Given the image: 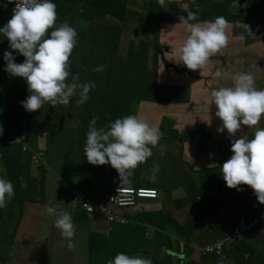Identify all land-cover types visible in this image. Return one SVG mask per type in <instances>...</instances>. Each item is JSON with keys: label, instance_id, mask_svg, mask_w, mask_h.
<instances>
[{"label": "crops", "instance_id": "crops-1", "mask_svg": "<svg viewBox=\"0 0 264 264\" xmlns=\"http://www.w3.org/2000/svg\"><path fill=\"white\" fill-rule=\"evenodd\" d=\"M67 1L73 2L72 0ZM96 1L97 5L91 6L87 16L80 14L61 16L57 19L56 25L58 27L67 23L77 31L78 36L82 35L83 38L89 36L90 40L91 38L93 40L90 43L89 39L84 38L89 42H84L86 43L85 48L76 45L72 54L78 58H70L68 83H72L73 76L79 75V83L85 77V72H83L85 68L80 64L84 62L81 58L85 57L86 53L88 55L87 68L93 70L92 66L94 65L106 66L107 71L101 72L98 76L97 88L90 90L89 98L83 105L86 103L108 104L115 102L120 96L127 97L129 95L127 88L133 86L134 83H129V81L126 83L127 78L131 73L139 70V65L140 69L144 68L143 60L140 64L135 63L134 53L138 50L142 52V45L146 38L150 41V67L154 68L155 57L159 53L168 56V67L166 65L161 69L159 67L160 83L165 82L169 86L179 87V91L175 90L172 95L182 96L183 101L181 104H177L174 101L175 98H166L168 102L165 101L166 99L154 103L144 102L137 117L148 122L149 125L157 127L162 133V137L159 144L152 148V156L146 163L133 170L126 182L121 181L117 171H112L113 168L110 164L97 166L84 159L73 163L65 170L62 169L63 165H52L51 169H39L37 174L31 175L33 162L32 159L27 158V163L23 165L24 171L20 170L21 174L15 175L12 168L7 165V159L14 149L8 143L5 135L4 137L0 136V143L9 144L7 149H1L4 159L0 161V178L10 180L15 188L14 198L8 202L6 208L0 209V264H29L28 259L37 264L41 262L40 254H43V249L47 248L44 237L48 231L46 228L44 235L39 233L41 219L48 214L47 206L43 204L44 199L48 204L56 206L58 212L74 213L72 216L74 225L84 228L88 234L87 237H84L86 243L83 247L77 241L69 248L68 244L60 240V230H58L54 250L58 252L59 260H56L54 264H92V261L97 262L94 257L92 258L91 242L95 239V235L89 237V233H104L107 229H103L97 224L99 223L98 215H90L91 219L88 220L84 218L82 212L76 211L77 208H75L72 198L63 191L64 179L87 192L95 199L96 203L107 202L111 191L119 186L155 189L161 194L160 200L166 199L167 201V203L155 206L148 202H142L138 209L132 211L131 218L139 221L138 214L152 213V216L155 217L156 214L161 213L159 211L164 210L169 216V224L161 218L158 219L156 224L148 229L147 236L134 235L129 230L122 231L121 229L122 233L113 239L108 256L101 253L99 262L106 264L107 261H114L117 254L124 253L128 256L149 259L152 264H209L206 257H202L198 252H192L194 249L192 243L202 242L203 239L199 237L204 232L210 234L218 232L219 239H223L226 237L225 228L233 227V221H236L237 225L243 216L253 217L255 213L252 205L259 201L250 188L254 200L250 209L245 208L242 196L245 190L241 185L242 190L236 189V192L226 193L229 197H221L218 202L213 200L211 203L210 212H217L221 215V219L218 221L221 229L209 216L204 221L203 228L195 232L190 218L198 205L195 204L193 209L190 208L195 198L188 197V189L194 188L200 182L203 183V189L207 193H210L212 184L222 189H224L223 185L227 187L221 168L232 156V141L243 138L245 135L249 139L254 136V130L248 129L247 126H242L241 130L232 137H229L226 129L223 132L219 131L223 127V122L215 115L218 109L213 104L211 92L222 86H233L232 78L238 73H250L255 78L256 88L264 89V23L256 25L257 17L254 15L251 17L250 13L248 18L242 22H236L238 16H234L236 19L233 22L236 23V28L234 27L236 30L230 39L234 44L233 49L229 48L226 52L225 49H222L211 58L212 61L203 70L192 71L175 61L182 46V44L179 45V41L183 38L179 36L180 29L174 28L173 24L181 27L180 20L178 18H173L171 21L165 19L162 21V23H166L163 27H150V22L146 23L145 17H142L151 15L161 20L157 12L159 8L156 6V1L159 4V0H142L144 4L139 11H135L138 10L135 6L139 5L141 0H108L107 3L103 0ZM60 2L64 7L65 2ZM194 2L201 5L204 0H176L175 3L179 8L192 9L198 7ZM112 11H118V16L112 15ZM129 11L130 13H128ZM108 17L112 19H106ZM10 18L9 14L0 12V29L8 23ZM141 21H143V25L140 24ZM145 23L146 27L150 29L149 31L143 29ZM244 25L251 28L252 34ZM184 30L187 33L185 28ZM240 36H243L244 39H239ZM165 37L171 38V41L165 42ZM160 45H163L164 50L159 48ZM1 46L0 42V52L3 51ZM144 55H141V58ZM97 56L103 58L99 64L95 62ZM217 72L220 73V76L216 75ZM118 78L121 79L120 83H126L128 86L121 90L113 88V84ZM8 85L13 89L11 98L22 99L24 97L23 89L27 90V98L29 97L27 83L22 84L17 78L15 81L11 80ZM78 99H80V95ZM121 101L126 102L127 99H121ZM135 102L137 103L139 100ZM59 106L68 107V105L62 104L57 105V107ZM57 107L45 104L44 108L39 111H28V122H31L28 129L32 135L30 140L34 135L33 129L36 131V138H40L37 149H42L45 143L41 137L46 134V131L43 133L41 129L48 126L45 121L48 109ZM83 109L85 110L86 106ZM6 112H8L7 108ZM129 115L131 114L127 109L121 117ZM167 117H169L168 123L164 121ZM258 127L264 128V118L261 119ZM200 128L211 134L212 137L207 138L200 132ZM175 132L180 135L177 139H175ZM182 136L186 138L182 140ZM86 138L87 134L85 137L82 133L78 141V147L83 155ZM202 143H206V145H202ZM16 150H18L17 147ZM155 166H158V170L154 171ZM70 170L71 173L68 176ZM43 172H47L45 176L47 190L44 188L41 192L39 183ZM22 182L26 184V187H21ZM196 191L194 189V192ZM168 198L172 199V203H168ZM41 199L43 200L41 201ZM203 199V196L198 197V201ZM188 200H192L190 205ZM227 204L229 205L227 206ZM80 215L82 217H79ZM185 230H189L193 237L182 235ZM232 260L229 262H234V264H264V228L243 243L236 245V255Z\"/></svg>", "mask_w": 264, "mask_h": 264}, {"label": "clouds", "instance_id": "clouds-1", "mask_svg": "<svg viewBox=\"0 0 264 264\" xmlns=\"http://www.w3.org/2000/svg\"><path fill=\"white\" fill-rule=\"evenodd\" d=\"M13 2L16 3L13 15L12 12H5V14L10 15L11 19L0 29V33L6 37L10 42V48L18 52L19 56L15 59L12 52L3 50L0 52V57L1 62L3 59L7 62V65L3 63L7 73L16 78H24L27 81L30 95L26 101L22 102L25 112V120L22 123V127L27 130L29 125L28 111H39L44 108L45 104H51L53 107L58 104L68 105L77 87L81 89L78 103L83 104L88 100L90 90L97 85L94 82L79 83V75L72 77V83L67 82L70 76V57L78 43V33L67 23L56 26L58 15L56 5L52 0H8L6 4L11 3L12 5ZM248 2L241 6V0H237L239 10L235 9V13L241 12V15H243ZM159 3L163 6L165 0H159ZM0 12L4 11L0 10ZM234 16L236 17V14ZM245 18H248V14L244 18L238 17L235 21L242 22L246 20ZM196 19L197 15L191 12H189L187 19L181 17V21L187 25L190 34L184 40L175 59L178 64H183L192 71L203 70L212 57L227 47L229 43L228 29L231 27L229 22L222 16L215 18L214 21L189 23V21H195ZM256 25L262 24L256 21ZM244 26L249 32L252 31L250 27ZM234 27L236 28V23ZM239 39L243 40L244 37L240 36ZM19 60L25 61L17 64L15 61ZM105 67V65H100L95 67L93 71L101 73L105 70ZM3 75L7 76L6 74ZM216 75L220 76V73L217 72ZM232 79L233 86H222L211 92L213 104L218 109L215 115L223 122V127L219 131L223 132L226 129L229 137H232L241 130L242 126H247L248 129L254 130V136L249 139L245 135L243 138L232 141V156L223 164L221 168L222 176L230 189L239 191L242 190L240 186L243 185L244 188L248 186L253 190L259 201V203H253L252 205L256 216L254 218L243 216L239 224L233 225V232L228 239H221L216 244L204 249L192 250L194 253L198 252L202 257L215 256L224 261L232 260L233 256L236 255V245L243 243L264 228L263 222L261 226L248 233L242 240L231 243L244 219L252 220L258 218L264 212V206H262L264 204V128L258 127L261 119L264 118V89L256 88L255 78L250 73H238ZM24 90L27 91L26 89ZM135 101V99H132L133 103ZM115 102L122 101L116 100ZM113 103L89 104L92 105L94 113L103 122L102 126L97 129L95 127L96 119L93 118L91 121L89 131L87 130L84 154L87 157V161L92 165L103 166L110 164L118 172L121 181L126 182L133 170L139 165L146 163L152 156V148L159 144L162 133L157 127L149 125L135 115L122 118V113L125 110L121 112L120 116L110 121L113 114L112 106L107 108V105H113ZM101 110L104 111L103 117L101 116ZM107 124L110 125L107 126ZM0 133H2V128H0ZM20 140L19 143L22 145L23 152L31 154L34 165H37L40 169L43 168V165H46L45 170L51 169V165L46 159L45 151H43L45 153V163H35L34 153L29 149L31 148L33 151L41 149H33L25 133ZM24 143L29 147L28 150H24ZM7 145L9 144L0 143V161L4 159L1 149H7ZM155 170H158V166L154 167ZM68 183L67 180H63L64 193L68 189ZM21 187H26V184L22 182ZM223 187L225 188L224 185ZM77 193L85 194L93 201L95 206L101 203H108V200L107 202L96 203L93 197L82 190H78ZM222 193L223 197H228L227 194ZM14 196L15 188L13 183L10 180L0 178V209L6 208L8 202ZM74 196L70 197L75 208H77L76 211L78 208H82L91 215H98L107 219V230L104 233H93V235L99 234L108 238L116 231L122 233L121 229L122 231L129 230L134 235H139L138 228L140 226L148 231V227H145L140 222L141 219L137 221L131 218L132 211L138 209L142 202H155L161 199V194L156 199L141 197L135 206L117 209V221H111L104 215L84 209L82 203L77 202ZM255 205H260L261 210H256ZM46 211L48 215L56 217L55 227L60 230L61 237L69 241L68 247L71 248L70 241L75 236V225L71 214L67 211L58 212V208L52 206L51 203L47 206ZM122 211L124 212L123 215ZM159 212L161 213L156 214V216L168 222L169 216L164 211ZM218 214L217 212H210L209 216L213 218ZM138 215L140 216V214ZM141 215L144 218L152 216V213H143ZM217 225L221 229V225ZM184 235L192 234L187 231ZM221 242H226L223 256L205 253L208 248L215 247ZM229 253H232V255L229 256ZM109 264H152V262L139 256L133 257L119 253L114 258V261H110Z\"/></svg>", "mask_w": 264, "mask_h": 264}, {"label": "rangeland", "instance_id": "rangeland-1", "mask_svg": "<svg viewBox=\"0 0 264 264\" xmlns=\"http://www.w3.org/2000/svg\"><path fill=\"white\" fill-rule=\"evenodd\" d=\"M264 1V0H262ZM156 6L159 8L157 10L159 17L161 20H159L157 17H152L151 15L149 16H142L143 18L145 17V22L149 23L150 27H163L166 23H162L165 19L167 21H171L173 18H178L180 20V25L181 27H178L176 24L174 25V28H179V36L182 37L179 41V45L183 44L184 40L186 37L190 34L187 29V25L181 21V17L184 19L188 18L189 12L196 14L197 19L195 21H189V23H197V22H205V21H214L215 18L217 17H224L231 27L228 29V36H229V43L225 49V52L228 51V49H233V43L230 41L231 37H233V33L236 29H234L235 23L233 22L235 13V9L239 10V7L237 6V0H204V2L200 5L197 2H194L196 4V8H186L184 9L183 7L179 8L178 5L175 3L176 0H165V4L162 6L160 3L158 4V1H156ZM144 1H140L139 5L135 6L139 11L141 7L143 6ZM182 5V4H180ZM86 7H82V5L79 6L78 9H75L72 11L68 10L70 14H80L83 16H87L90 13L91 10V4H86L84 5ZM84 8V11H81V9ZM252 14L254 16H257L259 14V9L258 8H252ZM264 10V9H263ZM79 11V13H78ZM57 14H60L59 9L57 10ZM106 19H112L110 17ZM146 23L143 26V29L145 31H149L150 29L146 27ZM141 25H143V21L140 22ZM161 24V25H160ZM160 25V26H159ZM184 28L187 30V33L185 32ZM252 34V31H250ZM85 39H89V36H85ZM82 37V35L78 36V43L77 46L80 47L82 46L85 48L86 43H91V40L88 42ZM164 41V40H163ZM162 41V42H163ZM166 41H171V38L165 37V42ZM86 42V43H84ZM8 52V51H7ZM15 59L18 58L19 55L12 54ZM74 59L78 58L75 57L73 54L72 56ZM70 57V58H71ZM25 60H19L15 61L17 64L23 63ZM212 61V60H211ZM7 65V62L5 59L1 62V57H0V119L2 121L5 110L6 108L8 109L9 107V102L12 100L11 95L13 92V89L9 87L8 83L11 81L10 76H4L1 74H5V69H4V64ZM210 64V62H209ZM83 72H85V77L81 80V84L87 83V82H94L96 85L98 84V76L100 73L94 72L92 69H85ZM18 80L20 83L25 84L27 81L24 78L19 77ZM163 85H168L165 82H162ZM97 88V86H96ZM139 88V87H137ZM177 90L176 88L171 89L166 91V97L167 98H175L178 99L180 96H175L172 95V92ZM179 91V90H178ZM81 90L76 89L75 94L70 98V103L68 104V107L66 106H59L57 105L55 109H48V113L46 115L45 121L48 124V126H45L41 131L45 135L42 136V140L45 142L42 146V151H45L46 153V159L48 163L52 165H63V170H65L67 167H71L73 163H78L81 160L87 161V157L85 154L83 155L82 152L80 151L78 147V141H79V136L82 133H85L87 130L89 131V125H87V121L91 123V118H89V114L83 109L85 105L79 104L78 97L80 95ZM180 93V92H179ZM144 102L139 101L135 102L133 106L127 107L129 113L131 115L138 116ZM81 110H83L81 112ZM59 113H56V112ZM75 116V117H74ZM100 123L103 120H98ZM164 121L168 123L169 117H167ZM148 123V122H147ZM2 124V122H1ZM29 126L31 125V122H28ZM46 124V125H47ZM49 127V129H48ZM167 127V125H166ZM200 132L207 136V138L212 137L211 134H208L206 131H204L202 128H200ZM177 135V134H176ZM183 138V136H182ZM191 139V137H189ZM178 141V140H177ZM31 142L33 144H37V146L40 144V138H36V134L33 135V138L31 139ZM181 143V141H180ZM202 145H206V143H202ZM28 158V157H27ZM111 168H113L111 166ZM40 168L37 165L32 166V174H37V171ZM57 170V169H55ZM115 172L116 170L113 168L112 170ZM111 171V172H112ZM110 172V173H111ZM59 173V171H58ZM71 170L68 172V176H70ZM109 173V175H110ZM219 173V171H218ZM61 175V173H59ZM228 187H225L224 189L220 188L219 186L212 184L210 187V193H203L204 199L202 201H198V199L194 200L193 204L191 205V209H193L196 205H198L194 209V214L191 216L190 220L192 222V226L194 227V231H198L199 229L203 228L204 226V221L209 217V213L211 210V203L213 200L218 202V200L223 197V193L225 194H231V192H236V189H226ZM200 189L203 190V183L200 182ZM47 190V187H46ZM78 190H80V187L73 185L72 183H68V189L66 190V193L69 196H74ZM168 203H172V199L168 198ZM43 204L45 206H49L48 202L43 200ZM165 200H159L155 202H148L151 203V205H159L160 203H164ZM189 201L188 204L190 205ZM229 204H227L228 206ZM164 211V210H162ZM122 211V215H123ZM157 216H148L144 217V220H141L140 222L144 224L145 227H148V229H151L153 224H156L158 221ZM221 219V215H217L216 217H213V220L217 223L220 224L218 221ZM55 216H50V215H44V217L41 219V227L39 233L44 235L45 229L48 228L47 233H45L44 241L47 244V248L43 249V254H40V260L41 262L39 264H54L56 260H59V254L57 251L54 250V244L56 242L55 237L57 235V232L59 229L55 227ZM98 225H100L103 229H107L108 224H107V219L102 216H98ZM233 225L236 224V221L232 222ZM50 229V232H49ZM202 231V230H201ZM200 231V232H201ZM225 233L226 237L223 239H228L232 232H233V227L232 226H227L225 228ZM216 232L215 234H210L209 232H204L199 238L203 239L202 242L196 241L193 242L192 245L194 249H204L208 246L216 244L219 240V236ZM87 231L84 230V228L75 225V236L71 239L70 243L73 246L74 243L79 242V244L83 247L84 244L86 243V240H84V237H87ZM93 236V233H89V237ZM192 236V235H191ZM193 237V236H192ZM60 240L65 243L69 244L68 240H65L61 237L60 235ZM203 246V247H202ZM82 249V248H81ZM206 260L208 261L209 264H234V262H229V261H224L220 258H217L215 256H208L206 257ZM29 264H37L35 262H32L30 259L27 260ZM233 261V260H232Z\"/></svg>", "mask_w": 264, "mask_h": 264}, {"label": "trees", "instance_id": "trees-1", "mask_svg": "<svg viewBox=\"0 0 264 264\" xmlns=\"http://www.w3.org/2000/svg\"><path fill=\"white\" fill-rule=\"evenodd\" d=\"M60 1L65 2L64 7L62 5V3ZM73 2H68L67 0H52L53 3H55L56 5V10L59 9L60 14L58 15V19L62 16H71L74 14H70L68 10L72 11L75 9H78L80 5H82V7H86L84 5L86 4H91L92 6H96L97 5V1L96 0H72ZM104 2H108V0H103ZM0 2L3 3H8V0H0ZM11 4V3H9ZM63 7V8H62ZM252 8H258L259 9V14L256 16L257 19V23H260L263 25L264 23V1L262 0H249L247 7L244 10V14L241 15V12H237L236 16H238L239 18H244L245 16H247V14L250 13V16L252 17ZM114 10V9H113ZM81 11H84V8L81 9ZM118 12V11H117ZM117 12H111L112 15L114 16H118ZM79 13V11H78ZM130 13V11L128 12ZM60 15V16H59ZM11 19V18H10ZM9 19V20H10ZM235 20V19H234ZM6 25V24H5ZM51 31V30H50ZM50 31H49V37H50ZM148 33V32H147ZM146 33V34H147ZM6 37L1 33L0 35V42L2 44L1 48L2 50H4L5 52H12V54H16L18 55L19 53L16 51H13L10 48V42L5 39ZM6 43H5V42ZM150 41L146 38V41L143 42L142 45V52L140 50L136 51L134 53V58H135V63L140 64L141 61L143 60V67L142 69H140V65H139V70H137L135 73H131L130 77L127 78L126 83L129 81V83L133 82L134 85L130 86L127 88L129 95L127 97H118L116 100H121V99H127V102H114L113 105L109 104L107 105V108H110L112 106V117L111 120H114L115 118H117L118 116L121 115L122 111H126L127 107L133 106L135 103L132 102V99L134 100H139L142 102H159V100L161 99H166V91L174 89L176 87L174 86H169V85H163L162 83H160V78H159V67L161 69V67H168L167 64H169L168 62V56H166V54L164 53H159L155 58V66L152 69L150 67ZM159 48H161V50H164L163 45H160ZM158 48V49H159ZM162 52V51H161ZM145 54V55H144ZM141 55H144L141 58ZM84 60V62H82L80 65L83 66L85 69H87V60H88V55L87 53L85 54V57L81 58ZM103 61L102 57L97 56L95 58V62L96 64H99ZM136 66V65H135ZM93 68L97 67L96 65L92 66ZM106 70V69H105ZM104 70V71H105ZM164 70V69H163ZM107 71V70H106ZM5 74L7 76L11 77V80L15 81L17 78L11 76L9 73H7L5 71ZM120 78L117 79L116 82H114L113 84V88L116 89H124L125 87H127L128 85L126 83H120ZM139 87V88H137ZM177 90L180 89L179 87L176 88ZM24 92V97L21 98H14L12 97V100L9 102V107H8V112H6L5 110V114L4 117L1 121L0 119V128H2V133H0L1 137H4L8 140V143L10 144L11 147H13L14 150L11 151V154L9 155L8 159H7V165L9 167L12 168L13 172L15 173V175H20L21 172L20 170L24 171L23 165H25L27 163L26 159L27 157L31 159V154L30 153H25L22 150V145L19 143V140L22 138L23 134L25 133L27 135L28 141L30 143V145L32 146L33 149H37V144H33L30 140V137H32L31 132L29 129L24 130L22 127V123L25 120V112H24V107L22 106V102L26 101L27 99V92L23 89L22 90ZM175 94H177V92H175ZM161 95H163V97H160ZM166 102H168V100H165ZM177 104H181L183 101V97L180 96L178 99L174 100ZM86 109L85 111L89 114V118H91V120H93V118L96 119V125L95 127L97 129H99L102 125L98 120H102L100 119V117H98L95 113H94V109L92 108V105H89V103L85 104ZM104 111L101 110V116L103 117ZM2 122V125H1ZM87 125H90V122L87 121ZM110 124H107V126ZM11 132V133H10ZM36 131L33 129V134H35ZM87 131L84 133L85 137H86ZM175 132V139H177L180 135L177 134ZM182 138V137H181ZM186 137H183L182 140H184ZM16 147L18 148V150H16ZM15 151V154H14ZM41 151V150H39ZM46 167V165H43L44 169ZM47 173V172H46ZM46 173L43 172V176L41 178V182L39 183L41 185V192H43L44 188H45V176ZM194 189H196L197 191L194 192ZM245 192L242 194L243 196V200H244V205L245 208L248 207L250 209L251 207V203L253 202V195L250 193V187H246L244 188ZM190 198H195L194 200L198 199V197H202L203 193L206 191L203 189H200V183H197L196 186L194 188H190L188 189ZM229 197V195H228ZM43 199H41L42 201ZM188 201H192V200H188ZM178 206H180L179 204H177ZM253 209V207H252ZM79 212L83 213V216L85 219L90 220V215L88 212L84 211L82 208H78ZM164 215V214H163ZM71 216H74V213L71 214ZM165 216V215H164ZM256 215L253 214L254 218ZM79 217H82V215H80ZM139 219L144 220L142 215H138ZM166 217V216H165ZM169 222V220H168ZM187 231L186 230L182 235H184ZM120 232L116 231V233L112 234V236L105 237L102 235L97 234L95 236V239L91 242L92 244V250H93V254H92V258L94 257V259L97 260V262H93L92 264H105L104 262H99L101 260L100 258V254H106L108 256V253L110 251V247L113 245V239L116 235H119ZM138 234L139 235H144L146 236L148 234V231L146 228L144 227H139L138 228ZM169 242V240H168ZM236 253V252H235ZM232 253H229V256H231ZM110 261H107L106 264H109Z\"/></svg>", "mask_w": 264, "mask_h": 264}, {"label": "built area", "instance_id": "built-area-1", "mask_svg": "<svg viewBox=\"0 0 264 264\" xmlns=\"http://www.w3.org/2000/svg\"><path fill=\"white\" fill-rule=\"evenodd\" d=\"M6 5V6H5ZM16 7V3L13 2L11 4L0 3V10L4 12H12ZM22 141V140H20ZM29 147L24 143V150H28ZM34 153L35 163L44 164L45 163V153L43 151H33L31 148L29 149ZM68 188V187H67ZM77 202H81L83 208L92 213H99L108 217L111 221H117L116 210L121 207H133L138 203V200L141 197H145L146 199H156L160 197V194L156 190L148 189L145 187L133 188V187H116L110 193L108 197V203H101L97 206L94 205L93 201L89 199L83 193H76L74 196ZM256 210H261L260 205H255ZM264 222V212L255 219L248 220L244 219L242 221L241 226L237 229L235 237L233 238V242L236 243L242 240L244 237L248 235L251 231L253 232L261 223ZM226 247V242H221L215 247L208 248L205 253L206 254H217L218 256H223L224 250Z\"/></svg>", "mask_w": 264, "mask_h": 264}, {"label": "water", "instance_id": "water-1", "mask_svg": "<svg viewBox=\"0 0 264 264\" xmlns=\"http://www.w3.org/2000/svg\"><path fill=\"white\" fill-rule=\"evenodd\" d=\"M247 2L248 0H241V6H244Z\"/></svg>", "mask_w": 264, "mask_h": 264}]
</instances>
